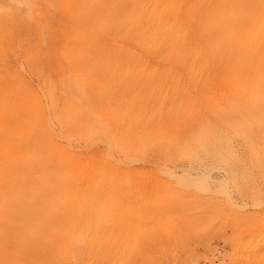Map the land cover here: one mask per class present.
I'll use <instances>...</instances> for the list:
<instances>
[{
  "label": "rangeland",
  "instance_id": "374dc122",
  "mask_svg": "<svg viewBox=\"0 0 264 264\" xmlns=\"http://www.w3.org/2000/svg\"><path fill=\"white\" fill-rule=\"evenodd\" d=\"M102 1L0 0V157L10 153L8 168L16 178L20 170L13 157L21 150L35 152L34 158L41 162L31 187L18 179L11 184L8 173L1 175L0 264L105 263L98 257L92 261L83 256L68 259L32 233L35 210L45 214L50 201L59 214L64 211L65 181L63 168L49 156L46 135L38 122L32 121L30 131L23 129V112L30 110L28 104L34 94H44L47 82L53 80L52 62L58 44L64 40L87 57L83 77L92 87V102L98 103L101 98L123 111L127 119L139 122L142 118L127 103L141 92L146 73H134L135 80L131 82V73H115L108 78L100 63L102 58H111L119 51L117 45L136 52L142 63L158 62L128 28L123 29L117 22L106 24ZM185 17L190 29L189 37L180 44L182 51L187 55L194 46L200 47L206 62L177 74L181 84L177 110L172 115H160L151 129L148 126L138 131L144 143V159L131 165L120 164L111 184L114 193L103 196L100 227L118 224L119 218L124 221L129 212L137 215L129 225L140 226L141 233L136 241L139 258L132 264H264V244L260 241L261 247H257L260 236H254L256 220L264 215V174L248 164L244 142L232 129L240 122L238 114L224 109L226 96L236 97L230 84L223 80L225 64L216 52L203 46L198 20H191L187 14ZM159 100L160 97L154 104ZM141 111L144 115L149 113L150 106L143 102ZM222 127L235 154L233 159H228L229 153L223 148L213 153L201 137V133L214 137ZM93 147L98 149L100 144ZM165 165L177 173L187 170L198 175L210 168L211 172L203 184L204 190L191 188L192 185L180 188L174 177L163 173ZM59 218L63 223L65 218ZM115 230L117 234L119 230ZM247 243L255 244L254 248Z\"/></svg>",
  "mask_w": 264,
  "mask_h": 264
},
{
  "label": "bare ground",
  "instance_id": "6f19581e",
  "mask_svg": "<svg viewBox=\"0 0 264 264\" xmlns=\"http://www.w3.org/2000/svg\"><path fill=\"white\" fill-rule=\"evenodd\" d=\"M101 3L106 24L117 22L123 29L128 28L158 62L157 65L142 63L136 52L117 45L119 51L111 58H102L100 63L104 77L108 74V78L125 72L131 73L128 81H134V73H146L143 80L140 78L141 92L127 103L144 120L141 118L140 123L127 119L123 111L100 101L101 98L98 103L92 102V87L83 77L88 62L86 55L69 40H59L52 62L53 80L47 82L44 94L38 92L31 98L30 110L23 112V129L30 131L32 121L38 122L46 135L45 145L51 160L63 168L64 211L59 214L50 201L45 214L35 210L32 233L38 241L54 246L71 260L83 256L91 261L101 258L104 264H132L139 258L136 241L141 233L140 226L130 228L129 225L137 215L129 212L124 221L119 218L118 224L108 223L103 229L100 227L103 225L102 200L104 202L103 196L107 193H114L111 184L120 164L131 165L144 159L141 153L144 143L138 131L148 126L151 129L160 115H172L180 105L181 84L177 74L183 69L191 71L206 60L200 47L194 46L187 55L182 51L180 44L189 37L190 29L185 14L193 21L198 20L203 46L209 52H216L225 64L223 80L230 84L236 97L227 95L224 109L238 114L240 122L232 129L244 142L248 164L264 174V0H103ZM184 7L186 11L182 10ZM158 97L159 103L154 104ZM143 102L151 109L145 115L141 111ZM160 107H164L162 112ZM217 131L214 137L205 133H201V137L212 152L223 148L229 153L228 159H233L235 154L225 136L227 132L224 127ZM96 144L100 147L93 149ZM9 154H1L0 179L6 172L11 184L18 179L31 187L37 178L35 171L41 167V162L34 158L36 153L26 149L13 157L20 170L18 178L8 168ZM215 157L218 158L216 153ZM172 168L165 165L160 170L174 177L180 188L192 185L191 188L204 190L203 184L211 172L210 167L207 173L198 175L187 170L177 173ZM60 215L65 218L63 223H60ZM259 217L254 236H260L257 241L260 248L259 242L264 244V215ZM114 229L119 232L116 234ZM254 245L248 247L254 248Z\"/></svg>",
  "mask_w": 264,
  "mask_h": 264
}]
</instances>
